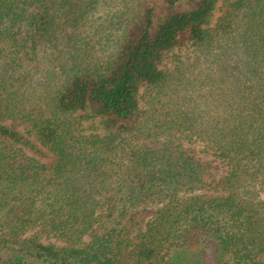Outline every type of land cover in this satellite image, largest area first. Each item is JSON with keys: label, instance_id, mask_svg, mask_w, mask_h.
Listing matches in <instances>:
<instances>
[{"label": "trees", "instance_id": "trees-1", "mask_svg": "<svg viewBox=\"0 0 264 264\" xmlns=\"http://www.w3.org/2000/svg\"><path fill=\"white\" fill-rule=\"evenodd\" d=\"M219 2L0 0V264H264V0Z\"/></svg>", "mask_w": 264, "mask_h": 264}, {"label": "rangeland", "instance_id": "rangeland-1", "mask_svg": "<svg viewBox=\"0 0 264 264\" xmlns=\"http://www.w3.org/2000/svg\"><path fill=\"white\" fill-rule=\"evenodd\" d=\"M224 1H227V0H220V2L218 3L217 8H216V10L214 12V16L212 18V23H215L217 17L219 16L220 8H221L222 4L224 3ZM219 172H220V174H223L224 170L220 169ZM148 216H149L148 212H144L143 215H142V217H145V218H147ZM47 241H49V240H47Z\"/></svg>", "mask_w": 264, "mask_h": 264}]
</instances>
